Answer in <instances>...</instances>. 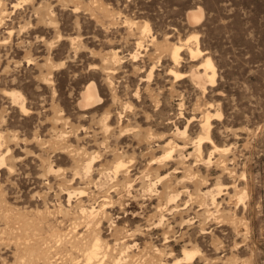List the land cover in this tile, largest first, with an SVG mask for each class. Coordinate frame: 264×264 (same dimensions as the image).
Masks as SVG:
<instances>
[{"label":"rangeland","instance_id":"1","mask_svg":"<svg viewBox=\"0 0 264 264\" xmlns=\"http://www.w3.org/2000/svg\"><path fill=\"white\" fill-rule=\"evenodd\" d=\"M0 15V264H86L83 208L100 212L103 264H174L184 249L198 254L182 264H264V0H0ZM208 57L204 91L191 73ZM207 110L235 177L203 163L210 143L196 149ZM158 175L170 186L151 192ZM217 183L221 205L200 202Z\"/></svg>","mask_w":264,"mask_h":264},{"label":"bare ground","instance_id":"2","mask_svg":"<svg viewBox=\"0 0 264 264\" xmlns=\"http://www.w3.org/2000/svg\"><path fill=\"white\" fill-rule=\"evenodd\" d=\"M18 5H19V3H15L14 7H17ZM202 12L203 11H201V8L198 10L192 11L189 13V18L191 20H198L199 18L203 17ZM196 22L197 21H195L194 23H196ZM145 27L147 28L146 25H145ZM145 30H147V29H145ZM195 41H197V40H195ZM187 42L188 43H186V45L189 44V41H187ZM141 44H142V41H139L138 45H141ZM183 45L185 46V44H182V43L180 45H178V44L174 45L173 44V46L170 48L171 49V51H170L171 57H172V60L174 62V65H175L173 67V69H171L170 74H172L176 78H178L182 75V73L177 68V64L180 61V51H181ZM188 49H189L190 54L193 57H196V56L198 57L202 54V49L200 48L199 45H197L196 48H191L188 46ZM115 57H117V55ZM151 73H152V71H151ZM191 74H192L191 76L194 78V81L197 82L198 86H200L201 89L203 88L205 91L206 85L208 82L215 83L217 70H216V66H215L213 60L208 57V58H205V61L198 67V69L196 71H194V73L192 72ZM10 96H12V99L14 102L19 104L20 108L23 111L27 110L25 103H23V101H22V95L20 93H18V92L16 93V92L12 91L11 95H9V97ZM97 98H98V96H97L96 85L94 83H91L86 87V89L84 90V92L82 94V106H84V105L87 106L88 104H92V102H94ZM221 115L222 114L219 111H216V113H212L210 110H207L204 113V115L202 116V120H201V124H202L201 126H202V129L204 131V135L201 134L202 136L199 138L198 142L196 143L197 144L196 149L200 152V155H201L203 143L204 142L210 143L212 149L209 153V157L207 158V160H205L204 157H202V158L200 157L202 159L203 163L206 164V167H207V165L210 166L211 164H216L217 166L221 167L223 172H227L229 174V176L235 177V172L232 169H230L228 166V162H229V158H228L229 155L228 154L230 152V149L229 148L224 149V148L218 147L216 145L213 137H212L213 119L220 117ZM106 127H108V126H106ZM185 132H182V133L180 132V133L184 135ZM178 133H179V130H178ZM175 148H178V145H175L174 142H169L165 147V149H166L165 153L166 154L163 157L157 158L156 161L153 160L154 163H156L157 161L161 162L162 160H165L166 158L169 159V157H171ZM215 153L219 154V158L218 159L216 158V160L213 161V157L217 156V155L214 156ZM94 158L91 159L86 166L88 172L92 169V164H93ZM117 159L118 160L116 161V165H115V173H117L119 171V169L125 165V162L123 159H120V157ZM4 162H5V157L3 154V156H0V164L4 165ZM162 163H164V162H162ZM166 165H168V163L167 164L164 163L163 166L165 167ZM158 166H159L158 169L161 168L159 163H158ZM157 177H158L157 180H155V179L150 180V184H149L148 188L150 189L151 192L154 190H157V191L159 190L157 188V184L159 182L162 183L164 189L167 187L169 188L170 185H169V183L166 182L167 178H164V177L162 178L160 175H158ZM132 181L133 180H130V179L124 180L125 187L129 190L133 186ZM231 188L237 189L238 188L237 184L234 182V184L232 185ZM197 190H199V198L201 199L200 202H202L203 204L206 203V201L208 199H211L214 205H216V206L221 205V203L218 202V198L221 197L222 195H224L223 194V187H222L221 183H217V186L215 187L214 190L207 191L205 193H202L201 188H199V187ZM172 193L173 192L167 193L168 194L167 203L176 202L177 197L180 196V194H181V192H178V190L176 191V193H173V194ZM190 195L192 196V194H190ZM233 197L236 199V204H235L236 206L239 204H244L245 199L247 197V192L245 190L240 192V190H239V193H236ZM71 198H72V194H70V200H71ZM82 210H83L84 214L87 215V217H86L87 228H86V232L81 237V241L84 240L83 241L84 243L80 241L82 244L80 242H78L77 245L80 244L79 246L85 249L86 262H87L86 264H91L92 262H96L98 264H103V261L106 259V256L108 253L106 252V249L104 250V245H105L106 241L104 240L100 230L97 227V224L99 222V213L100 212L95 211V209L88 211L87 209L83 208ZM164 220H165V215L163 212H161L160 218L158 220L159 221L158 225H163ZM128 249H129V247H128ZM41 254H42V252H41ZM197 254H198L197 251L184 249V251L182 253V258L176 260L174 264L190 263L193 261V259L196 257ZM111 257H113V256H111ZM123 260H124V258H123ZM110 261H111V264H119V261H121V257L120 258L113 257Z\"/></svg>","mask_w":264,"mask_h":264}]
</instances>
